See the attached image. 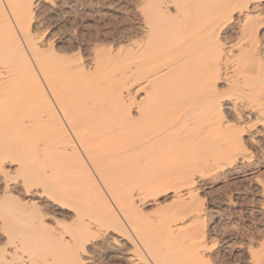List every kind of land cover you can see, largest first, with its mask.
<instances>
[{
    "label": "bare ground",
    "instance_id": "6f19581e",
    "mask_svg": "<svg viewBox=\"0 0 264 264\" xmlns=\"http://www.w3.org/2000/svg\"><path fill=\"white\" fill-rule=\"evenodd\" d=\"M146 2L147 35L137 43V49L121 46L113 54L100 46L89 66H82L55 54L50 45L48 49L41 47L30 31L34 0H0V173L7 176L14 173L13 168L18 169L26 180L34 175L49 190L62 187L63 178L71 176L77 186L71 193L83 190L75 198L101 206L106 222L135 241L136 249L144 251L141 254L145 259L146 251L137 237L136 224L128 218L130 208L125 205L135 206L134 197L129 196L134 188L126 194L124 204L119 192H116L118 201L110 193L112 186L129 184L126 181L148 175H154L162 184L158 165L168 166L173 177L177 174L182 177V184H187L192 179L193 166L207 164L225 152V143L229 149L242 141L241 135L236 137L228 132L234 126L226 118L225 104L218 98L221 84L235 94L245 92L248 99L264 100V88L260 86L264 74L254 73L257 64L253 53L239 46L240 70L229 66L232 57L237 55L226 41L228 34L221 20L238 0ZM253 19L256 14L248 9L242 19L243 31L254 30L250 28L254 27L253 23L257 24ZM30 57L36 59L37 66ZM259 66L262 70V64ZM232 105L235 113L244 110L237 102ZM11 126L18 128L17 131H12ZM215 132L226 136L223 139L211 136ZM96 142L100 149L92 152ZM34 145L49 147L36 166L29 161L28 154L22 155L24 151L14 149L18 146L32 149ZM234 156L232 159L236 161ZM13 162L18 166H12ZM187 188L185 194L178 192L176 196L181 201L193 197V188L190 185ZM17 189L5 183L0 196L1 212L6 211L8 204L22 202ZM24 204L37 206V203ZM66 205L77 209L76 217L80 221L77 223L82 221V226L90 223L85 216L89 213L87 217L92 219L93 212H89L87 203L80 208ZM37 208L38 219L46 223V211ZM64 213L70 214L67 210ZM98 216L101 217L99 212ZM146 256L151 259L148 253ZM64 259L67 264L90 263L79 252L66 254ZM263 261L260 259L255 264ZM149 264L154 262L151 260Z\"/></svg>",
    "mask_w": 264,
    "mask_h": 264
},
{
    "label": "rangeland",
    "instance_id": "374dc122",
    "mask_svg": "<svg viewBox=\"0 0 264 264\" xmlns=\"http://www.w3.org/2000/svg\"><path fill=\"white\" fill-rule=\"evenodd\" d=\"M146 1L34 0L32 12L34 18L30 31L38 38L42 48L48 49L47 46L50 45L55 54L77 64H83L82 66H89V63L96 58L97 47H104L113 54L121 46L127 49H129L128 46L137 49V43L144 40L147 35ZM144 2L146 4L143 6ZM238 2L233 4L234 9L232 6L228 9V13L221 20V23L223 22L221 25L228 34L226 41L228 45L234 47L233 54L237 55L232 57L229 66H237L240 70L238 54L241 50L239 46H242L256 56L257 65L254 66V73L264 74V0H238ZM248 9L253 12V15L256 14L253 22L257 24L253 23L254 27H250L251 30L254 29L250 31L251 33L250 29L245 32L241 28L242 19ZM30 58L35 66L36 59ZM259 64H262V70ZM240 73L242 74L241 71ZM260 84L264 88V77ZM221 89V93L225 90L230 92H223V95L220 93L218 96L226 106V118L234 126L228 132L235 134L236 137L241 135L242 138L239 146H232L234 148L237 146V149L229 146V149L236 150L235 153L229 150L225 143V152L211 159V162L207 164L192 167L191 171L193 169L196 171L192 172V179H188L187 184L185 182L182 184L183 179L177 174L173 177L171 170H167L168 166L158 165L161 178L164 180L162 184L159 179L155 180L154 175H148L145 178L128 180L126 181L129 182L128 185L124 183L120 186L119 183V186L116 185L114 188L112 186L110 189L116 201H118V196H122V199L124 198L122 203H124L126 194L134 188L133 194L131 192L129 196L134 197L135 206L129 207V204L124 203L131 212L125 206L124 208L126 212L128 211V218L136 224L137 237L145 251L151 256L150 260L146 252L147 259L143 257V250L139 252V249H136L135 241H131V238L120 229L106 222V218H103L105 212L101 206L75 198L83 190L71 193L70 190L77 187L71 176L63 178L62 187L49 190L39 183L34 175L26 180L22 171L13 168L14 173L10 175L5 176L0 173V196L5 183L8 182L16 186V189L18 188L17 196L22 202L8 204L5 212L0 211V264H67L64 258L66 254L71 256L73 252L82 254L84 259L90 260L89 264H149L151 260L154 264H255L260 259L263 261L264 100L260 101L258 97L248 99L245 92L235 94L237 92L228 90L225 84H221ZM242 94H246L245 97ZM233 102L241 104L244 110L235 113L232 107ZM14 128L16 127L11 126L10 129L17 131L18 128ZM29 130L31 131V128ZM211 136L223 139L226 134L215 132ZM57 145L61 151L60 143ZM240 145L243 147L241 148ZM21 147L14 149L19 152L24 151L22 155L28 154L27 157H31L29 161L34 166L37 165L40 156L42 158L43 153L49 150V147L44 145L39 148L34 145L32 149ZM99 149L100 144L96 142L91 151ZM234 155H236V161L235 158L232 159ZM231 161L233 162L230 163ZM15 165L16 162H13L12 166ZM156 182L158 187H155ZM189 185L193 188V197L187 198L185 202L181 201L176 196L178 192L185 194ZM115 187L122 188L120 190ZM116 192H119L118 196ZM74 201H78L77 204ZM25 202L37 203V206L25 205ZM194 202L197 204L194 205ZM83 203L84 205L87 203L91 208L90 213L93 212L91 213L92 219L87 217L90 216L89 213L85 216L90 223L84 226H82V221L77 223L79 221L76 217L77 209L66 205L71 204L74 207L77 205L76 207L80 208ZM37 207H42L46 211V223L38 219ZM135 207L138 208L135 209ZM65 210L70 214L64 213ZM192 230L195 231L194 234L189 235ZM195 247H199V250L194 249Z\"/></svg>",
    "mask_w": 264,
    "mask_h": 264
}]
</instances>
